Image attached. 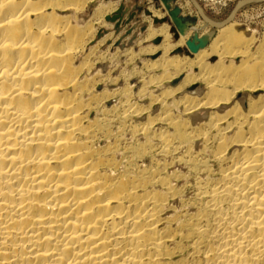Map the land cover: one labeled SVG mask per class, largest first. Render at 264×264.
<instances>
[{"label": "bare ground", "instance_id": "bare-ground-1", "mask_svg": "<svg viewBox=\"0 0 264 264\" xmlns=\"http://www.w3.org/2000/svg\"><path fill=\"white\" fill-rule=\"evenodd\" d=\"M119 1L80 24L94 0H0V264H264V33L235 15L253 1L215 23L190 0L203 33L177 16V39L151 23L162 3L139 45L160 43L134 52L162 73L97 90L116 80L95 55ZM169 157L192 172L189 200Z\"/></svg>", "mask_w": 264, "mask_h": 264}, {"label": "rangeland", "instance_id": "rangeland-1", "mask_svg": "<svg viewBox=\"0 0 264 264\" xmlns=\"http://www.w3.org/2000/svg\"><path fill=\"white\" fill-rule=\"evenodd\" d=\"M101 1H109V0H94V2L92 4L86 6L84 8V10L77 15V21L80 24H82L84 19L86 20L89 17V15L91 14L93 7L96 4L100 3ZM184 1H188L189 3H191L190 0H169L168 3H170L169 4L170 10L172 11L175 9H180V7ZM245 1H248V2L253 1V2H251V4L249 6L242 8L240 11H238V12L236 11V14H235L236 19L238 22H240L242 24H246L251 30H255L258 33V36L261 38L262 34L264 33V0H261V1L260 0H195L197 5L199 6V9L203 11L204 15L208 18V20H211L215 23H220V22L225 21L226 18L228 16H230L232 11L236 8V5H238L241 2H245ZM259 1H260V4H259ZM256 2H258V3H256ZM120 5H122L125 9L126 8L128 9V13L125 15L124 20L127 19L128 15L130 13L134 14V19L131 20L128 24H121L122 29L120 30V32L118 34H116L114 32V24L106 22L105 20H103V23L108 25L109 27L110 26L111 27L105 28V29H104V27L103 28H101L100 26L98 27L97 31H99V32L101 30H105L107 32H110V31L113 32L110 39L108 40V42L104 43L102 46H100V48H98L95 56L98 58L99 55H101L103 52L105 53V59L98 61V63L100 65H102L103 71H107V69H108V71H110L112 80H114V79H116V80H114V82L111 81V82H107L105 84H103V83L100 84L98 86L97 90H101L105 85H107L108 88H110L111 90L112 89L116 90V89L121 88V87L123 88L126 85L130 86V84H132L136 80L142 81V79L146 80V79L154 78V77L157 78L162 73L161 70H159V69H156L153 67L152 68L150 67V69H149L148 66H145V64H144L145 59L148 60L151 58L149 56L147 57L146 53L142 52V53H138V54L134 55L137 52V50H140L141 48H144L148 45H151V46L155 45V44H153V42H147V43L139 45L140 44L139 42L143 39V37L145 36V33H146V31L141 33L140 28L143 25H146V26L149 25V21H150L149 16H150L152 11H156L157 9H159L158 6L162 5L161 1L160 0H120L118 3V6H120ZM191 5L193 7V11L190 12L191 14L186 13V15H183L180 11V13H178V18L181 19L182 24L187 26L188 29H194L196 27L197 33L199 32V34H201V33H203V29H204L203 20H202L201 16H199L196 8L193 6L192 3H191ZM160 10L162 13H164L163 18H162L163 21L169 22L170 27H171L173 34H174V38L177 39L179 36V33H178L179 29L170 20V18L168 16V11L165 10L163 5H162ZM80 16L82 19L79 18ZM247 17H249V19H247ZM200 22H201V24H200ZM151 23H152V25H155V23L153 21ZM133 26H134V29L132 30L131 35L125 36L126 31L130 27H133ZM132 37L134 38L133 45L131 46V48H132L131 54L132 55L126 54L123 51L126 48H124L122 50L116 46V43L118 41L121 40V41H123L122 43L125 44ZM113 39H115V40L113 41V43L110 44V42ZM108 45L109 46L111 45V46L109 48H107ZM184 46H183V50H185L188 53L187 46H185V47ZM105 50H106V52H105ZM133 55H134V57H133ZM106 56H108V59ZM140 60H143V62ZM141 63H143V64H141ZM97 67H99V66H97ZM133 72H134V74H133ZM141 72H143V73H141ZM194 72H196V71H194ZM132 77H133V79H132ZM130 79H131V81H130ZM122 85H124V86H122ZM165 85L166 84H160L159 85L160 87L159 86L157 87L156 84H152V85H149V87L151 88L149 90L152 92L155 91L154 92L155 95L159 96L161 94V91H163L165 89V87H166ZM152 88H153V90H152ZM144 97L143 96L140 98L135 97L136 98L135 99L133 96L131 98V101H132V99H133V102L136 100H139L138 101L139 104H142V106L144 108H147L150 105V102H149L150 99L146 96H144ZM118 99H120V96H117L115 98V100H112V102H114V101L116 102V101H118ZM171 101L172 100L169 99V104L171 103ZM157 107L155 106V109L153 110L156 114L159 113V111L161 110V107L159 105ZM142 120L144 121L145 117L142 118ZM134 121H137V120H134ZM138 121H140V120H138ZM157 126H155L156 128L154 127L155 128L154 130H157V131L164 130V128H162L163 127L162 125L159 124ZM199 144H200V142H197V145H199ZM180 152L181 151H179V153ZM155 156L156 155H154V154L151 156L150 155L144 156V159L140 158V159H138V161L142 164L144 163V166L154 165L155 163H157L159 161V159L161 160L160 163L164 162L162 158H159L158 156L155 157ZM178 161L179 160H176V159L173 160V158L169 157V160L167 161L166 168H165L164 172L167 175H174L176 173L175 174L176 180L173 179V182L175 181L174 187H176V189L178 191H180V193L182 194V197H184L183 198L184 200H189L193 195V189H192L193 175H192L191 170L188 169V165L185 162H183V161L178 162ZM181 164H182V166H181ZM167 165H169V166H167ZM186 165H187V167H186ZM168 168H169V170H168ZM173 172H174V174H173ZM178 174H181V175H178ZM183 177H185V178H183ZM180 179H182V180H180ZM183 179H185V180H183ZM186 179H188L187 182H186Z\"/></svg>", "mask_w": 264, "mask_h": 264}, {"label": "water", "instance_id": "water-1", "mask_svg": "<svg viewBox=\"0 0 264 264\" xmlns=\"http://www.w3.org/2000/svg\"><path fill=\"white\" fill-rule=\"evenodd\" d=\"M113 1H117V0H113ZM161 1V3H163L164 4V6H165V8L166 9H169L168 8V2H169V0H160ZM169 11V10H168ZM177 12H178V10L177 9H175V10H172V11H169L168 12V15H169V17L171 18V20H173V23L175 24V26L179 29V25L177 24V22H176V17L178 16V14H177ZM128 13V9L126 8H124L122 5H120L119 7H118V9L111 15V16H109V17H107L105 20H106V22H109V23H111V24H114V32L116 33V34H118L119 32H120V30L122 29V27H121V24H128L131 20H133L134 19V14L133 13H130L129 15H128V17H127V19L126 20H124V17H125V15ZM155 24L156 23H158V22H163V20H160V21H158V20H154L153 21ZM134 29V26L133 27H130L127 31H126V33H125V36H129V35H131V33H132V30ZM145 30H146V25H143V26H141V28H140V32L141 33H143V32H145ZM179 31H180V29H179ZM107 31H105V30H101L99 33H98V35H97V37L98 38H100L101 36H102V34H105ZM133 40H134V38L132 37L127 43H122V41L120 40V41H118L117 43H116V46L118 47V48H120V49H124V48H129V47H131L132 45H133ZM160 43V38H158V39H155L154 41H153V44H159ZM187 48L189 49V51H191V52H194V50L196 49L195 48V46L193 45V44H191L190 42H187Z\"/></svg>", "mask_w": 264, "mask_h": 264}, {"label": "crops", "instance_id": "crops-1", "mask_svg": "<svg viewBox=\"0 0 264 264\" xmlns=\"http://www.w3.org/2000/svg\"><path fill=\"white\" fill-rule=\"evenodd\" d=\"M113 13V12H112ZM112 13H110V14H112Z\"/></svg>", "mask_w": 264, "mask_h": 264}]
</instances>
